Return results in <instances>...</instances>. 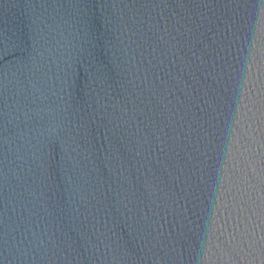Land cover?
<instances>
[{
  "label": "water",
  "instance_id": "95a60500",
  "mask_svg": "<svg viewBox=\"0 0 264 264\" xmlns=\"http://www.w3.org/2000/svg\"><path fill=\"white\" fill-rule=\"evenodd\" d=\"M0 264H264V0H0Z\"/></svg>",
  "mask_w": 264,
  "mask_h": 264
}]
</instances>
